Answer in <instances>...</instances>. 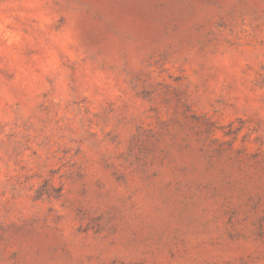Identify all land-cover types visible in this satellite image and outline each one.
<instances>
[{
  "label": "rangeland",
  "instance_id": "374dc122",
  "mask_svg": "<svg viewBox=\"0 0 264 264\" xmlns=\"http://www.w3.org/2000/svg\"><path fill=\"white\" fill-rule=\"evenodd\" d=\"M0 264H264V0H0Z\"/></svg>",
  "mask_w": 264,
  "mask_h": 264
}]
</instances>
